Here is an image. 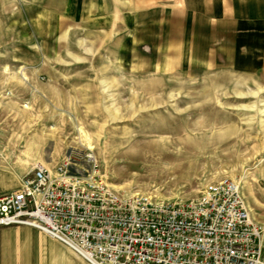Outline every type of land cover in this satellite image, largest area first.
<instances>
[{"label":"rangeland","instance_id":"obj_1","mask_svg":"<svg viewBox=\"0 0 264 264\" xmlns=\"http://www.w3.org/2000/svg\"><path fill=\"white\" fill-rule=\"evenodd\" d=\"M1 2V165L93 154L114 188L170 202L229 178L264 227V74L188 64L177 40L153 49L162 6L183 2Z\"/></svg>","mask_w":264,"mask_h":264},{"label":"built area","instance_id":"obj_2","mask_svg":"<svg viewBox=\"0 0 264 264\" xmlns=\"http://www.w3.org/2000/svg\"><path fill=\"white\" fill-rule=\"evenodd\" d=\"M26 226L89 264H264V227L240 184L207 183L198 198L170 202L120 191L93 154L39 163L0 197V227Z\"/></svg>","mask_w":264,"mask_h":264},{"label":"crops","instance_id":"obj_3","mask_svg":"<svg viewBox=\"0 0 264 264\" xmlns=\"http://www.w3.org/2000/svg\"><path fill=\"white\" fill-rule=\"evenodd\" d=\"M71 1L76 6L79 0H68V9ZM180 1L183 5L179 4L178 13L176 6H162L159 27L154 31L158 35L150 38L152 43L156 38L158 41L153 49H166L168 41L171 49L177 40L181 57L188 58V64L208 70L221 66L228 72L264 74V0ZM68 34V29L63 31L61 40L66 41ZM161 70L169 71L166 64ZM37 163L44 162L38 159ZM21 175L0 164V197L19 190L24 178ZM0 264L89 263L39 230L12 226L0 227Z\"/></svg>","mask_w":264,"mask_h":264},{"label":"bare ground","instance_id":"obj_4","mask_svg":"<svg viewBox=\"0 0 264 264\" xmlns=\"http://www.w3.org/2000/svg\"><path fill=\"white\" fill-rule=\"evenodd\" d=\"M37 164H39V163H37ZM42 164V163H41ZM43 165H45V164H43Z\"/></svg>","mask_w":264,"mask_h":264}]
</instances>
